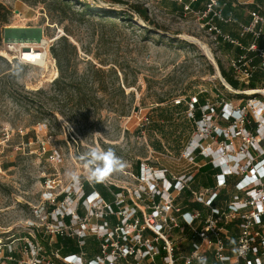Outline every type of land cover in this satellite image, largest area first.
<instances>
[{"label": "rangeland", "instance_id": "rangeland-1", "mask_svg": "<svg viewBox=\"0 0 264 264\" xmlns=\"http://www.w3.org/2000/svg\"><path fill=\"white\" fill-rule=\"evenodd\" d=\"M82 1L101 10L108 8L106 4H113L109 8L117 11L126 10L125 5L115 6L110 0H102V4L97 0ZM119 1L128 5L145 2ZM0 5L8 11L7 23L0 25V53L3 55V42H22L37 47L41 38L58 37L52 43L53 47L65 38L76 48V55H70V58L78 77L88 73L92 66L103 70L97 84L81 87L85 100L79 104L72 93L61 94L52 86L59 73L50 49L47 68L20 65L9 56L10 62L0 56L1 239L20 238L31 229L42 227L45 221L41 217L46 207L51 206L61 216L77 214V210L81 209L82 181L91 183L94 180L89 178V169L82 159L92 148L103 151L111 149L122 163V167L99 180L105 186L121 190L115 201L116 204H123L116 214L124 217L133 215L134 211L127 203L131 202L142 213V224L146 226L145 219L153 210L154 195L161 194L157 207L162 205L163 200H174L179 195V186L169 194L167 181H156L160 175L155 171L167 170L171 180H183V176H194L199 167L207 163L204 159L197 162V153L193 155V161L187 158V147L192 140L198 141L199 137L195 136L196 125L194 128V124L184 123L187 120L184 107L171 111L173 126L178 130L183 128L185 132L179 152L170 150L167 142L173 147L172 139H163L153 126L159 124L165 127L164 131L168 130L159 118V111L168 108L171 103L157 104L158 99L178 100L203 92L207 96L205 99L215 107L223 98L237 108L242 101L251 98L250 94L239 95L223 87L213 65L203 55L200 43L207 46L222 69L228 70L230 57L226 55V49L223 45L216 48L201 29L200 22L182 11L163 10L157 6L152 9L149 6L148 17L158 28L156 30L137 15L133 16V26L121 21L110 25L98 16L82 17L76 13L81 11L77 6L72 7V12L62 15L54 10L50 0L45 3L0 0ZM0 13L3 14L2 11ZM144 30H149L151 34L146 35ZM183 36L200 43L195 44ZM208 64L213 68L212 75ZM14 72H18V76L11 80L9 76ZM146 118L151 122L149 125L144 121ZM211 124L216 125V122L212 121ZM217 125L227 129L230 124L218 122ZM258 140L255 138L253 146L248 148L254 159H260V155L253 151L254 146L260 145L264 151V142ZM155 141L163 146L162 153L154 152L149 147ZM221 141L206 138L199 143V152L204 155L210 154L208 149L221 150ZM244 143L240 136L227 141L233 147L231 156H240ZM137 162L143 167L140 177L134 173ZM228 164L233 167L239 165V169L235 167L230 182L223 186L218 183L219 187L213 193L225 189L233 197L232 200H236V197L237 200H249L246 190L253 185L245 188L247 183L236 184L246 174V159L243 157L239 162L231 159ZM228 172L225 171V174ZM257 190L261 195L259 198L264 199L260 192L264 191V184ZM62 194H65V198L58 201ZM211 195L210 190L200 188L188 201L209 200ZM100 200L94 194L83 204V217H92L88 224L91 227L97 223L91 216L92 211L96 216L108 212L109 204ZM182 202L175 200L181 208ZM173 235L178 238V243L184 241V237L180 238L175 232ZM87 243L84 251L89 252L95 242L89 239Z\"/></svg>", "mask_w": 264, "mask_h": 264}, {"label": "built area", "instance_id": "built-area-1", "mask_svg": "<svg viewBox=\"0 0 264 264\" xmlns=\"http://www.w3.org/2000/svg\"><path fill=\"white\" fill-rule=\"evenodd\" d=\"M148 1L151 3L153 0ZM195 1L177 2L182 5L184 14H190L200 22L201 29L216 48L227 45L241 52L237 58H229L228 72L232 80L248 86L256 72L264 75V47L259 45L264 42V0L234 1L233 7L247 5L251 1L249 5L252 9L248 11V23L238 21L232 14H224L230 0H206L203 10L193 11L191 4ZM149 6L154 9L155 3ZM149 6L143 7L149 10ZM221 26L236 28L238 36L235 38L231 33L223 32ZM247 37H250L248 43L245 42ZM43 39L45 38L39 40L37 47H28L29 52L35 51L34 63L25 58L27 48L22 42H3L5 55L0 53V56L10 62L7 58L9 56L20 65L32 67H40L41 62L50 64L48 52L58 37L46 39L45 43ZM250 54L254 57H250ZM255 58L259 59L257 64L254 63ZM261 91H264V88L243 91L250 93L251 98L237 108H233L223 98H220L216 107L206 100L204 105L198 108L201 119L195 122V136L199 139L196 145L192 140L187 147V158L193 161V155L199 149L201 141L206 138L211 141L221 139V154L229 158L233 157V147L227 144V141L237 136L242 137L245 143L239 155L246 159L247 166L244 169L246 174L238 185L247 183L245 188L253 185L246 190L249 200H211L215 196L212 193L209 200H194L202 206L201 211H184L175 200H163L162 205L157 207L161 200L158 203L152 200L153 210L145 219L146 226H143L140 219L135 218L134 213L129 217L107 212L96 216L92 211L91 216L97 223L91 227L88 224L92 217H80L74 213L61 216L55 213V210L49 211L51 206L46 207V212L41 217V220L45 221L42 227L33 228L20 238H0V264H264V199L262 197L255 200L251 195L256 192L261 197L257 189L264 184V180L251 181L249 178L264 171V151L260 145L256 148L254 146L253 151L260 155V159H254L248 150L249 146H253L255 138L264 142V95ZM232 92L237 93L234 90ZM173 103H184L188 119L194 121L198 105L197 95L174 100ZM144 121L147 123V118ZM212 121H215L216 125H212ZM218 122L230 125L227 129H222L217 125ZM247 126L250 128L247 129ZM197 155L202 156L204 160L212 159L209 163L214 169L221 171L217 176L216 187H219L218 183L223 186L224 176H231L233 171L225 174L223 169L228 167V164L214 163L211 153L203 155L199 152ZM235 167L239 169V165ZM155 173L160 175L155 177L156 181H166V170H158ZM181 181L182 179L175 183V187L179 186L178 191L183 187ZM255 182L259 185H255ZM169 188L168 184L167 189ZM260 192L264 195L263 190ZM87 202L88 200H84V203ZM66 217L70 218L69 224L64 221ZM113 217L116 224L111 227ZM129 222L131 223L128 224ZM174 232L180 238L184 237V241L178 243ZM59 238L74 241L78 249L77 254L62 256L63 248L58 244ZM89 239L97 243V252L91 256L84 251L85 243Z\"/></svg>", "mask_w": 264, "mask_h": 264}, {"label": "trees", "instance_id": "trees-1", "mask_svg": "<svg viewBox=\"0 0 264 264\" xmlns=\"http://www.w3.org/2000/svg\"><path fill=\"white\" fill-rule=\"evenodd\" d=\"M47 0H33L34 3H45ZM111 3L114 4H121L126 6V10H115L112 8L101 10L94 8L92 5L84 3L82 0H50V4L54 5V10H58L60 14L65 15L68 12H72V7L77 6L81 9L80 12H76L77 14L81 15L82 17H90V16H98L101 17L102 20L105 23H108L110 25H116V21H121L126 23L128 26H133V16L137 15L139 16L145 23H147L149 26H153L156 30L158 28L156 25L149 19L147 9L139 6V5H128L123 4L119 0H110ZM225 2V1H224ZM3 12V14L0 13V25L5 24L8 21V11L0 5V12ZM75 13V11H73ZM146 35H150L151 32L149 30H144ZM51 55L53 59L56 62V67L59 73V76L56 80L53 81L52 86L56 88V90L61 94H70L75 96L77 99V103L81 104L85 99L83 98V91L84 89L81 87H87L88 85H95L98 83L99 76L103 73L102 69L95 68V66H92L88 73L84 74L83 76H77V72L75 71V68L71 66V56L76 55V48L72 44L68 43L65 38L61 39L59 43L56 46H53L50 48ZM202 59H204L201 56ZM218 63V62H217ZM218 67L220 70V74L224 81L231 87L234 91H247V90H254V89H261L264 88V75L261 72H256L253 75V78L248 86L238 84L237 82L233 81L231 78V75L228 71L223 70L220 67V64L218 63ZM209 72L213 73V68L211 65L208 64ZM18 76V72L12 73L9 78L11 80L16 79ZM222 87V86H221ZM223 88V87H222ZM197 95L198 97V105L196 107L195 111V119L194 121L189 120L186 116L187 120H184V123L186 125L192 123L194 124L195 128V122L200 121L201 119V112L198 109L199 107L203 106L206 101V94H199V92H196L194 95ZM187 96V98H189ZM239 99H245L243 96H236ZM169 101L171 106L168 108L162 109L159 111V118L162 121L163 125H166L168 130H165L164 126H161L159 124H155L153 127L157 130L159 134L162 135V138L166 141L170 138L173 141L174 146H170L167 142L168 147L171 151L175 150L176 152H179V149L181 147L183 133L185 130L183 128H180V130L176 129L175 126H173V123L171 121L172 118V110L182 109L184 107V113L186 114L187 107L184 103H181L180 105H174L173 99L172 100H164V99H158L157 104H163L165 102ZM244 104V101H242V105ZM187 115V114H186ZM151 122L150 120L147 121L146 125H149ZM250 127L247 126V129ZM153 149L154 152L162 153L164 151L163 146L160 144V142L155 141L152 142L149 146ZM196 153H199V149L196 151ZM204 158L200 155L195 156V160L198 162L200 160H203ZM207 163H205L204 166L199 167L197 170V173L194 176H183V180L181 181L183 187L179 191V195L174 200H183L182 202V209L184 211H193V210H202V206L196 202H189L188 200H192L194 197V194L198 192L200 188H203L204 190H210L212 193L217 189V176L221 174L220 169H214L212 164L209 163L207 159H205ZM142 164L140 162H137L135 165L134 173L137 177H140V173L142 171ZM166 170V174H167ZM212 176L215 179V185L212 183ZM230 176H224V183L227 182V184L230 182ZM168 179V180H167ZM167 184L170 185V188L168 189V193H172L175 190V183L179 180H171V178L167 174ZM200 182V184H198ZM238 182H236L237 184ZM81 190H82V196L80 198L81 204H80V210L78 211V215L80 217L84 216L85 211L84 209V200H86L88 197L97 194L100 199L104 202H107L109 204L108 206V212L116 214L119 210V206L123 204V202L116 204V196H118L121 193V190L118 188H115L114 186H105L102 182L99 180H93L91 183L82 181L81 184ZM163 194V192H162ZM215 196L212 197L211 200H232V196L228 195L225 189H221L218 193H214ZM65 198V194H62L58 201H62ZM237 198V197H236ZM153 200H155V203H158L161 200V194H157L153 196ZM134 211L135 218H138L142 221V213L138 211L134 206H132L131 202H127ZM218 204V202H217ZM52 210V207L49 209V211ZM107 212V213H108ZM66 224H69L70 218L66 217L64 219ZM111 227H113L116 224V219L113 217L111 220ZM230 227V226H228ZM88 241V240H87ZM85 243V246H88V243ZM95 242V241H94ZM58 244L63 249L61 251L62 256L71 255V254H77L78 249L76 248L77 245L74 241L71 239H58ZM86 252V251H85ZM97 252V243L95 242L92 248L90 249L88 253L89 256L94 255Z\"/></svg>", "mask_w": 264, "mask_h": 264}, {"label": "crops", "instance_id": "crops-1", "mask_svg": "<svg viewBox=\"0 0 264 264\" xmlns=\"http://www.w3.org/2000/svg\"><path fill=\"white\" fill-rule=\"evenodd\" d=\"M177 1L178 0H153V1H151V3L152 4L155 3V6L160 7L163 10H170V11L178 10L180 12V11H182V5L179 4ZM224 1L226 2L227 0H221V2H224ZM234 1H241V0L228 1L227 7L225 8V11H224V14L225 15L232 14L233 17L235 19H237L238 21H240L242 23H248L249 22L248 11L250 9H252V6L249 5L251 1H249L247 5H242L244 7H242V6L233 7L232 5L234 4ZM257 1L261 2V0H257ZM183 2L188 3V2H190V0H183ZM151 3H149L148 0H145V2H143L142 4H138V5L143 7L145 5L149 6ZM205 3H206V0H196L195 2H193L191 4V8L193 11L203 10ZM221 28H222L223 32L231 33V35L235 38L238 36L237 29L234 27L221 26ZM249 41H250V37H247L245 39V42L248 43ZM259 45L264 47V42H260ZM223 47L226 49V55L229 56L230 58H237L241 54V52H239V50L237 48H234L232 46L225 45ZM249 56L254 57L253 54H250ZM258 62H259V59L255 58L254 63L257 64ZM223 70L228 71L225 68ZM218 154H217V156H220V154L219 155ZM204 165L205 164H203L202 166H204ZM212 183H213V185H215V179L213 176H212Z\"/></svg>", "mask_w": 264, "mask_h": 264}, {"label": "clouds", "instance_id": "clouds-1", "mask_svg": "<svg viewBox=\"0 0 264 264\" xmlns=\"http://www.w3.org/2000/svg\"><path fill=\"white\" fill-rule=\"evenodd\" d=\"M82 159L89 169V178L94 180H102L107 173L122 167L121 161L111 149L103 151L92 148Z\"/></svg>", "mask_w": 264, "mask_h": 264}, {"label": "bare ground", "instance_id": "bare-ground-1", "mask_svg": "<svg viewBox=\"0 0 264 264\" xmlns=\"http://www.w3.org/2000/svg\"><path fill=\"white\" fill-rule=\"evenodd\" d=\"M184 38H186V39H188V40H191V41H193L192 39H194V38H191V37H187V36H183ZM195 40V39H194ZM39 41V40H38ZM43 42L45 43L46 42V39H43ZM193 42H199V41H193ZM200 43V42H199ZM24 45H25V47L27 48V51L25 52V58H27L28 59V62H31V63H34L35 61H34V59H35V51L34 50H32V52H29V50H28V47H31L32 49H33V45L32 44H28V43H23ZM201 44V46H202V49L204 50V51H208L207 49V46L205 45V44H203V43H200ZM20 52H22V51H20ZM52 63V62H51ZM37 64H39V63H37ZM53 64V63H52ZM41 67H43V68H47L46 66H47V63L46 62H41L40 64H39ZM54 67V66H53ZM53 75L54 76H56L57 75V73H56V70L55 69H53ZM53 79V78H52ZM261 94H263L264 95V91H261ZM264 127V126H263ZM197 142V141H196ZM196 142H194V145H196ZM190 150V149H189ZM209 150V152L212 154V156H213V159H214V161H215V163L216 164H223V163H227L228 164V162L229 161H231V159L233 160H235V162L237 161V162H239L241 159H242V157H240V156H234L233 158L231 157V158H228L227 156H223L222 154H221V151L220 150H218V151H214V150H212V149H208ZM207 150V151H208ZM206 151V152H207ZM220 154V156H217V154ZM215 154H216V159L214 158V156H215ZM218 154V155H219ZM225 161H228V162H225ZM233 169H235V168H231L230 167V165L228 164V167H226V168H224L223 170L224 171H230V170H233ZM159 175V174H158ZM153 178V177H152ZM254 198H255V200H257L258 198H259V195L256 193V192H254V193H252L251 194Z\"/></svg>", "mask_w": 264, "mask_h": 264}, {"label": "water", "instance_id": "water-1", "mask_svg": "<svg viewBox=\"0 0 264 264\" xmlns=\"http://www.w3.org/2000/svg\"><path fill=\"white\" fill-rule=\"evenodd\" d=\"M100 4H102V0H97ZM106 6H108L107 9H109V7H113L114 5L113 4H106ZM115 6H121V7H125L123 5H116ZM179 38V37H178ZM195 43V42H194ZM197 44V43H195ZM208 51H204L202 50L203 52V55L207 58V60L213 65L214 69L216 70L217 72V76H218V79L219 81L222 83L223 87H225L226 89L232 91L231 87L224 81V79L222 78L221 74H220V70H219V67L215 61V59L213 58V55L210 53L209 49H207ZM239 95H248L250 93L248 92H237ZM251 95V94H250Z\"/></svg>", "mask_w": 264, "mask_h": 264}]
</instances>
